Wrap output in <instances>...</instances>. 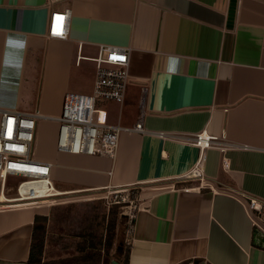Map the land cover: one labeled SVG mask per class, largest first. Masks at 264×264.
I'll return each instance as SVG.
<instances>
[{"label":"crops","instance_id":"0c3cea01","mask_svg":"<svg viewBox=\"0 0 264 264\" xmlns=\"http://www.w3.org/2000/svg\"><path fill=\"white\" fill-rule=\"evenodd\" d=\"M65 9L67 37L51 38L50 15ZM100 45L129 49L124 102L99 104L107 122L144 131L122 132L113 158L59 152L64 96L92 92ZM4 110L37 113L33 158L51 164L54 196L140 189L119 223L128 264H264L243 199L261 202L264 223V0H0ZM200 156L203 179L185 178ZM43 211L0 210V264H26ZM47 239L43 263L122 264L114 239L103 254Z\"/></svg>","mask_w":264,"mask_h":264},{"label":"built area","instance_id":"2783aa9c","mask_svg":"<svg viewBox=\"0 0 264 264\" xmlns=\"http://www.w3.org/2000/svg\"><path fill=\"white\" fill-rule=\"evenodd\" d=\"M69 20L70 10L68 9L52 12L49 19V36L66 38ZM128 56V48L100 45L97 55L94 58H88L95 63L96 68L93 89L90 94L71 92L65 94L62 110L57 119V151L113 158L117 153L119 136L122 132L142 133L144 131L140 122L134 127L109 124L106 111L99 105L102 102L119 104L124 102L128 82ZM36 118H38L37 113L23 114L11 110L0 113V210L26 205L38 206L36 204L43 202L41 199H47L36 198L38 191L47 197L49 191L55 189L51 182V164L41 163L33 158ZM211 141V136L203 131L196 134L193 144L203 152L210 146ZM184 177L203 179L202 156ZM13 178H18L19 181L14 187H10L9 182ZM29 182L38 183L37 188L32 190V194L29 193L31 190ZM133 188H110L106 191L115 195L112 203H118L117 193H128ZM10 190L15 191V197H7ZM243 199L245 208L253 218L254 227L264 233V223L255 214L261 210V202L255 198L244 197ZM136 208L129 205L126 217L132 220Z\"/></svg>","mask_w":264,"mask_h":264},{"label":"rangeland","instance_id":"374dc122","mask_svg":"<svg viewBox=\"0 0 264 264\" xmlns=\"http://www.w3.org/2000/svg\"><path fill=\"white\" fill-rule=\"evenodd\" d=\"M18 181V178L11 179L9 186L14 187ZM139 191L140 189L136 187L128 193H117L118 203H112L115 195L107 191L81 197L64 194L41 199L43 202L36 205L43 208V212L49 216L45 225V235L48 237L50 248L55 246L57 252L66 254H80L90 250L103 254L107 248V225L110 214L116 209L118 219L113 243L114 247L116 244L119 247L116 257L122 263V251L127 243L122 238L124 227H120L119 223H126L127 218L130 220V217L126 218L128 207L129 205L138 207ZM15 196L14 190L8 191V198Z\"/></svg>","mask_w":264,"mask_h":264},{"label":"trees","instance_id":"16d2710c","mask_svg":"<svg viewBox=\"0 0 264 264\" xmlns=\"http://www.w3.org/2000/svg\"><path fill=\"white\" fill-rule=\"evenodd\" d=\"M117 219H118V212H116V209H113L111 211L107 225V230H108L107 247H109L112 244L116 229ZM45 225H46V217L39 215L35 216L30 252L26 264H74L75 261H77V259L56 260L51 263L42 262V254L45 243ZM128 254H129V249L128 246H126V248L123 251L122 264H128ZM89 255L93 257L95 253L90 252Z\"/></svg>","mask_w":264,"mask_h":264},{"label":"water","instance_id":"95a60500","mask_svg":"<svg viewBox=\"0 0 264 264\" xmlns=\"http://www.w3.org/2000/svg\"><path fill=\"white\" fill-rule=\"evenodd\" d=\"M253 241L255 242V244L264 247V233L255 228L253 232Z\"/></svg>","mask_w":264,"mask_h":264},{"label":"bare ground","instance_id":"6f19581e","mask_svg":"<svg viewBox=\"0 0 264 264\" xmlns=\"http://www.w3.org/2000/svg\"><path fill=\"white\" fill-rule=\"evenodd\" d=\"M31 187H30V194H32V190H34L35 188H37V182H29L28 183ZM46 191V190H45ZM35 193V192H34ZM55 194H58V193H56L55 191H54V189H52V190H50L49 191V194H48V196L46 197L45 195H42V192L41 191H38V195H37V197L36 198H48V197H51V196H54Z\"/></svg>","mask_w":264,"mask_h":264}]
</instances>
